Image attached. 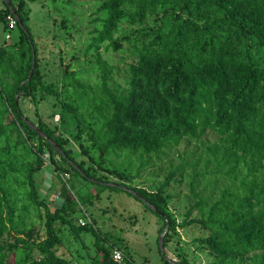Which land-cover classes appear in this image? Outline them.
Instances as JSON below:
<instances>
[{"label":"trees","instance_id":"obj_1","mask_svg":"<svg viewBox=\"0 0 264 264\" xmlns=\"http://www.w3.org/2000/svg\"><path fill=\"white\" fill-rule=\"evenodd\" d=\"M100 1L98 26L85 50V55L92 50L98 81L81 83L75 72L63 71L58 90L45 84L40 73L37 45L27 25L28 1L0 0L2 31L11 30L10 16L17 37L10 44L3 38L0 44V264H71L56 256L58 223L77 235L92 234L95 255L87 264H135L94 221L83 222L82 216L74 224L72 193L54 211L39 198L35 175L46 160L60 183L78 177L95 186L97 196L107 189L142 202L162 220L159 233L201 225L209 236L198 241L220 258L219 264H233L234 258L255 251L262 254L254 264H264V0ZM123 25L139 28L127 33ZM121 41L135 54L123 92L109 86L112 67L101 54L119 50ZM49 97L61 99L59 107L76 118L77 136L87 135L89 144L79 145L92 168L77 162L65 148L67 140L44 123L38 103ZM24 99L34 106L36 125L23 114ZM206 132L218 142L206 146L209 156L200 160V171L194 169L199 160L192 165L194 204L186 215L197 210L198 217L190 221L176 225L162 202L164 187L182 174L181 168L170 170L155 192L125 190L97 175L102 171L132 181L107 157L136 156L141 161L138 174L160 163L165 151L182 140L201 142ZM201 183L202 189L211 188L209 196L195 192ZM33 216L44 229L41 240L34 235ZM4 237L13 238L12 244H4ZM166 240L167 235L163 248ZM114 249L123 255L120 263L111 258ZM33 251L38 260L31 258ZM159 252L163 261L165 253ZM227 257L229 262L223 263Z\"/></svg>","mask_w":264,"mask_h":264},{"label":"rangeland","instance_id":"obj_2","mask_svg":"<svg viewBox=\"0 0 264 264\" xmlns=\"http://www.w3.org/2000/svg\"><path fill=\"white\" fill-rule=\"evenodd\" d=\"M28 10L27 25L38 49L39 70L45 84H52L60 89L62 73L75 72L81 79V83L95 84L98 81V72L93 70L91 59L92 50L85 55V50L90 43L91 32L98 26L95 20L100 17L97 12L101 4L100 0H27ZM150 23V20L147 21ZM125 32H130L137 27L123 25ZM12 41H5L6 44L17 40L15 30L10 32ZM117 37V34L114 35ZM3 42L2 24L0 23V44ZM121 48L117 51L101 50L102 58L112 67L111 81L109 86L118 87L119 92L126 90L125 81L128 79V65L135 60V54L127 44V41L120 42ZM94 53V52H93ZM74 101V98H72ZM61 99L49 97L38 103L40 116L44 123L55 128L67 140L65 148L70 150L77 162H83L85 167H91L87 158L81 151L79 143L87 146V135L82 133L77 136V120L72 114L63 111L60 105ZM23 114L36 125L37 120L34 114V106L29 99L21 102ZM79 113L85 110L79 109ZM11 117L5 118L9 123ZM201 142L204 145H201ZM201 142L182 140L180 144L171 150H166L161 156L160 163L149 164L140 169V160L136 156L120 154L108 156L118 172L129 174L132 181H125L121 177L97 171L99 177L106 176L108 182H115L127 188H141L147 192H155L163 183L165 176L170 170L181 168L182 174L176 177L164 187L161 196L166 211L171 215L175 224H182L185 221L198 217V211L194 210L187 216L186 213L192 208L194 201L189 192V180L196 161L199 164L194 168L200 171L203 161L209 153L206 146H212L218 142V137L210 132L201 138ZM94 156V155H93ZM102 156L104 154L102 153ZM47 159V157H45ZM146 157L143 158L145 160ZM66 178V177H65ZM70 178V177H69ZM36 188L39 198L44 200L51 210H59L64 203L68 193H72L73 206L76 214L73 217L74 224H78L84 216L83 222L94 221L96 228L108 239L129 252L135 264H166V261L186 264H219L220 258L214 253L203 249L198 240L209 236L201 225L192 224L186 227L176 226L175 231H165L167 235L166 246L163 249L165 259L160 258L159 233L163 222L155 214H152L146 206L127 196L123 192L101 190L97 196L98 189L78 177L70 179V183H60L56 177L55 170L48 165V161L40 172L35 175ZM224 184V183H222ZM219 186V185H218ZM203 184L195 189L196 193L202 196H209L211 188L202 189ZM72 191V192H71ZM204 192V193H203ZM218 194L217 190H213ZM86 200L91 204L86 203ZM21 203H19L20 205ZM19 214L23 215L20 211ZM34 235L39 240L44 238V229L40 226L37 218L33 216ZM79 218V220H78ZM89 219V220H88ZM76 220V221H75ZM78 220V221H77ZM76 222V223H75ZM55 230L60 237L57 245L56 256L69 261L71 264H87L95 255L93 243L94 238L89 232L80 235L72 232L68 227L60 223L55 225ZM164 239V237H163ZM4 244H12L13 238H3ZM260 251L252 252L244 257L234 258L233 264H254ZM31 258L38 260L39 255L33 251ZM227 257L225 262H229Z\"/></svg>","mask_w":264,"mask_h":264},{"label":"built area","instance_id":"obj_3","mask_svg":"<svg viewBox=\"0 0 264 264\" xmlns=\"http://www.w3.org/2000/svg\"><path fill=\"white\" fill-rule=\"evenodd\" d=\"M8 21H9V26L11 27V29H13L14 27V21L12 20V18L10 16L7 17ZM111 258L113 260V262L115 263H120L123 259V255L121 254L120 251L114 249L112 251V254H111Z\"/></svg>","mask_w":264,"mask_h":264},{"label":"water","instance_id":"obj_4","mask_svg":"<svg viewBox=\"0 0 264 264\" xmlns=\"http://www.w3.org/2000/svg\"><path fill=\"white\" fill-rule=\"evenodd\" d=\"M7 3H8V1H7ZM13 14H15L14 12H12ZM33 68V67H32ZM31 68V69H32ZM34 130H35V128H34ZM54 145V144H53ZM55 146V145H54ZM60 151V150H59ZM123 188V187H122ZM123 189H125V188H123ZM126 190V189H125ZM167 229H165V231H166ZM165 231L163 232V234L159 237V249H160V251L162 252L163 251V246H162V243H163V237H164V234H165Z\"/></svg>","mask_w":264,"mask_h":264},{"label":"crops","instance_id":"obj_5","mask_svg":"<svg viewBox=\"0 0 264 264\" xmlns=\"http://www.w3.org/2000/svg\"><path fill=\"white\" fill-rule=\"evenodd\" d=\"M14 29H11L9 32H6V33H3V38L4 39H6V41H12L11 39H12V36H11V33L10 32H12ZM3 45H5V44H3Z\"/></svg>","mask_w":264,"mask_h":264},{"label":"clouds","instance_id":"obj_6","mask_svg":"<svg viewBox=\"0 0 264 264\" xmlns=\"http://www.w3.org/2000/svg\"><path fill=\"white\" fill-rule=\"evenodd\" d=\"M159 241V240H158ZM164 249V248H163ZM164 251V250H163Z\"/></svg>","mask_w":264,"mask_h":264}]
</instances>
